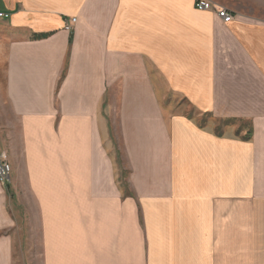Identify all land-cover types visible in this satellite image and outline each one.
<instances>
[{
	"label": "crops",
	"instance_id": "0c3cea01",
	"mask_svg": "<svg viewBox=\"0 0 264 264\" xmlns=\"http://www.w3.org/2000/svg\"><path fill=\"white\" fill-rule=\"evenodd\" d=\"M211 1L0 0V264H264V0Z\"/></svg>",
	"mask_w": 264,
	"mask_h": 264
},
{
	"label": "built area",
	"instance_id": "2783aa9c",
	"mask_svg": "<svg viewBox=\"0 0 264 264\" xmlns=\"http://www.w3.org/2000/svg\"><path fill=\"white\" fill-rule=\"evenodd\" d=\"M195 7L199 10L214 11L217 16L225 23H228L235 18V14L228 8L219 6L211 0H195ZM6 14L0 13V16ZM76 18H72L71 22L74 23ZM70 22L67 23V28H70ZM12 172V165L9 161L8 155L5 151L0 152V182L5 185L10 179Z\"/></svg>",
	"mask_w": 264,
	"mask_h": 264
},
{
	"label": "rangeland",
	"instance_id": "374dc122",
	"mask_svg": "<svg viewBox=\"0 0 264 264\" xmlns=\"http://www.w3.org/2000/svg\"><path fill=\"white\" fill-rule=\"evenodd\" d=\"M227 8V7H226ZM168 100L171 103V107H175L177 104L181 103V105L177 108H173V112L175 113H190L193 112L192 110H190V106L188 105V102L186 100L183 99V96L176 93V92H170L169 95H168ZM200 118V117H198ZM208 119H206L207 121ZM211 126H213V122L211 119H209L208 121ZM11 175H12V172H11ZM11 175H10V178H11ZM123 180V178L120 176V180ZM10 182V179L8 181V183ZM7 185V183L5 184ZM124 190V193H126L125 189ZM15 208V207H14ZM16 212L15 214L20 217L19 215V212L17 210V208H15ZM14 258H15V261H16V264H24V263H27V262H32L33 260L35 261L36 260V254H26V253H22L20 252V249L18 248V251L16 252V254L14 255Z\"/></svg>",
	"mask_w": 264,
	"mask_h": 264
},
{
	"label": "trees",
	"instance_id": "16d2710c",
	"mask_svg": "<svg viewBox=\"0 0 264 264\" xmlns=\"http://www.w3.org/2000/svg\"><path fill=\"white\" fill-rule=\"evenodd\" d=\"M45 36H47V35H45ZM72 38H73V36H72V34L70 35V43H72ZM63 76H64V74H63ZM240 131V130H239ZM239 131H238V133H239ZM251 135H252V129L251 130H249L248 131V133H247V135H246V138H251Z\"/></svg>",
	"mask_w": 264,
	"mask_h": 264
}]
</instances>
